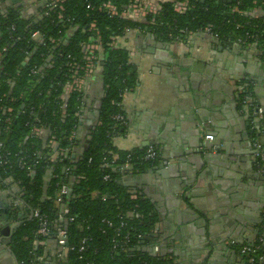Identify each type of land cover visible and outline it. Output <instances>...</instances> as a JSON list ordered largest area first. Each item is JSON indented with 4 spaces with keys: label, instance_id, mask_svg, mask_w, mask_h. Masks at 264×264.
Instances as JSON below:
<instances>
[{
    "label": "trees",
    "instance_id": "16d2710c",
    "mask_svg": "<svg viewBox=\"0 0 264 264\" xmlns=\"http://www.w3.org/2000/svg\"><path fill=\"white\" fill-rule=\"evenodd\" d=\"M130 1L63 0L52 10L43 8L36 20L23 18L16 9H0V142L2 153L8 154L6 164H0V191H12L11 206L5 215L0 213V228L20 223L10 244L17 264H44L50 245L59 249L58 229L67 233L65 264H171L167 256L136 251L141 244L160 245L159 240H144L154 232L159 214L123 178L142 175L158 161H143L146 148L122 151L112 145L111 138L125 129L113 119L124 115L121 96L137 83L128 52L111 47L114 38L139 30L171 43L211 26L219 44L250 43L264 58V0H167L160 3L154 20L148 17L144 23L111 17L102 6L110 2L120 13ZM182 3L184 12H175V5ZM35 32L38 40L32 38ZM89 43L102 50L98 65L103 95L97 124L81 143L71 135L78 132L85 111L83 92L72 91L63 100L61 96L76 68V75H84V48ZM239 98L240 102L253 98L252 88ZM34 128L43 134L33 136ZM125 164L129 168L120 170ZM64 185L68 192L57 203ZM64 209L68 214L60 220ZM33 210L48 220L46 238L36 236L38 222L28 216ZM122 222L125 226L116 237ZM124 235L128 242L114 248ZM83 238L86 250L78 253ZM262 254L260 248L246 254L242 264H260Z\"/></svg>",
    "mask_w": 264,
    "mask_h": 264
},
{
    "label": "crops",
    "instance_id": "0c3cea01",
    "mask_svg": "<svg viewBox=\"0 0 264 264\" xmlns=\"http://www.w3.org/2000/svg\"><path fill=\"white\" fill-rule=\"evenodd\" d=\"M48 1L4 0L0 3V9H16L23 18L36 20ZM144 1L159 7L160 3L167 0ZM129 20L145 22L142 18ZM117 47L128 52L130 62L137 72V83L133 91L125 92L122 97L125 129L111 138L112 145L122 151L144 149L153 145L159 153V163L150 169L152 171L147 170L144 175L132 178L126 176L123 182L134 186L144 198L155 202L160 213L153 233L160 240V251L163 249L164 256L170 258L171 264H224L221 255L225 250H230V239L235 240L238 245L240 241L252 239V232L247 231L246 236L240 232L234 234L224 224L226 220L234 222L237 217L236 212L229 209V205L222 199L223 193L230 192L235 199H241L240 207L243 208L244 203V208H248L243 213L253 215L246 216L252 226L256 225L252 221L257 222V214L264 211V182L256 172L251 138L248 136L243 139V127L232 119L237 132L226 139V145L234 143L236 147L228 145L223 167L213 166L219 188L214 187L212 193L206 196L199 192L206 191L203 190V184L198 182V190L193 191L192 198L189 197L187 202L179 200L177 192H184L181 188L185 180H192V171L186 162V166L182 164L183 167L178 164L182 154L189 152L192 154L191 163L194 164L191 168H198L195 156L202 152L200 145L207 144L204 142L205 134L198 130L203 125L199 119L201 117L202 120H208L211 114H216L215 110L218 111L223 106L220 102L230 98L228 93L231 87L235 90L239 86L237 79L243 84H251V88L256 87L264 103L262 52L253 44L221 45L204 32L193 34L185 41L165 43L150 33L128 30L123 37L117 38L115 48ZM102 58V52L98 51L97 64L82 86L85 111L76 134L81 143L97 124L96 114L103 95L98 65ZM173 63L193 74L188 86L180 81L181 77L176 74ZM213 75L218 77L212 84L218 88L214 92L209 90L212 86L209 79ZM244 79L252 81L245 82ZM224 111L230 115L225 107ZM212 116L215 124H223L217 115ZM258 137L264 146V134L261 133ZM249 143L252 149L248 148ZM219 144L222 146L223 142L220 141ZM244 188L247 191H243ZM2 196L5 197L4 201ZM0 202L5 210L11 206L12 197L8 191H0ZM52 247L50 245L48 255L51 264H65V253ZM152 247L154 246L141 244L138 249L149 250ZM229 259L228 264L240 262L235 252L229 255ZM0 264L16 262L7 250L1 249Z\"/></svg>",
    "mask_w": 264,
    "mask_h": 264
},
{
    "label": "water",
    "instance_id": "95a60500",
    "mask_svg": "<svg viewBox=\"0 0 264 264\" xmlns=\"http://www.w3.org/2000/svg\"><path fill=\"white\" fill-rule=\"evenodd\" d=\"M223 47H221L222 49ZM174 66V70L176 71V74H178L181 78L180 81L188 86V83L191 80V75L193 74H189L188 71L181 69L180 67L176 66V63H173ZM184 65V64H183ZM194 65V64H193ZM178 67V68H177ZM183 67V66H182ZM190 71H193V69H191ZM190 75V76H188ZM187 76L189 81L187 80ZM218 77L216 75L212 76V79H209L211 81V85L213 83H215V80ZM245 82L248 81H252V80H248V79H244ZM237 84L239 85L235 90L232 89L229 90V96L230 98L228 100H224L221 101V105H223L218 111L215 110L216 114H211V117H209L208 120H202V118L200 117V122L201 124H203L202 126L198 127V130H200V133H204L205 135H203L204 139L206 136H211V140H204L205 145H200L202 152L204 153H198L195 158H197V169H195L196 167H192L194 166L193 163H191L192 161L190 160V156L192 155L189 152H185V154L181 156L180 159V163L178 164L179 167L182 166V164H185V162L188 164L187 167H190V170L192 171V180H185L184 185L182 186L181 189H183L184 192H182V190H180V192H177V195L182 193V196L178 195L179 200L183 201V202H187L188 198L191 197L192 198V193L195 190H198V186L197 183L201 182L204 186L203 190L206 192H203L201 190H199V192L201 193V195H208L209 193H212L213 188H219L217 185V181H218V177L215 178L214 176V170H213V166H220L223 167V161L225 160V157L227 156L228 153V145L232 146V147H236V145H234V143H228L226 145V139H228V137H230L231 134L236 133L237 130L235 129L234 123L232 121V119H234L236 122H238L241 127H243V134H241V137H243V139H246V137L248 138V136H251V133L254 131L257 135L263 133L264 134V103L262 102V98L260 97V93H258L256 91V87H252V95L253 97H255L254 101L252 103H248L249 98L245 99L244 102H240V98L239 95L244 93L246 88L250 87L251 84L246 83L243 84L241 82V80L237 79ZM253 84V82H252ZM210 91H218V88L216 85H212L209 88ZM257 96V98H256ZM226 104V105H225ZM224 107L225 109L230 112V115L225 113L224 111ZM252 107V108H251ZM23 110V106H21L20 111L17 113V116L20 115L21 111ZM259 110L262 112V117L260 118L258 116ZM250 111L252 114H250ZM214 112V111H213ZM97 115V114H96ZM200 115V114H199ZM212 115H217V117L219 118V120H221V122L224 124L220 125L221 123H219V125L215 124L214 120H213V116ZM251 117V118H250ZM96 118V117H95ZM207 129V130H205ZM213 129V130H210ZM251 138V137H250ZM91 137H88V140H90ZM218 139V140H217ZM223 142V144H221L222 146H220L219 142L220 141ZM224 144L226 145L224 147ZM149 145V144H147ZM248 148H251V145L249 143ZM218 151L222 152V153H217ZM186 155V156H185ZM221 162V163H220ZM186 166V164H185ZM183 167V166H182ZM148 171H152V170H148ZM256 176L258 174H255ZM261 181L264 182V176L259 175L258 177ZM156 186H159V184H157ZM236 187V185H235ZM243 191H247L245 188L243 189ZM232 193L230 192H224L222 199H224V202H226L229 206V209L231 208L232 210H234L236 212V217L233 221H229L227 222L224 221L226 224V226H228L230 228L231 232H235L234 234L240 232L243 235H247V231L249 232H255V235H257L258 231L260 230V227L264 229V211L260 212L259 214H257L258 216V221L253 224L256 225H251L250 221L248 219H246V216H253L252 214H246L247 212L243 213L244 211H247L248 208H244V206H246L244 203L242 204L243 208H241L240 206V201L241 199H235L232 195ZM2 201H4L5 197L2 196ZM149 200V199H148ZM190 204V202H188ZM155 204V202H154ZM237 204V205H236ZM249 207V206H248ZM263 208V207H262ZM156 209V208H155ZM246 209V210H245ZM158 214L160 213L157 210ZM192 213L194 211H191ZM0 213L2 215L6 214V210L2 207V203L0 202ZM194 214V213H193ZM196 216V215H195ZM20 223H15L11 226H1L0 228V251L1 249L7 250L8 254L10 256H12V259L16 262V259L14 257V255H12V251L9 249V246L11 244V237L14 233V231L17 230V228L19 227ZM233 225V226H232ZM260 226V227H259ZM233 234V235H234ZM262 238H264V236H262ZM144 240L146 242H150L153 243L154 241L158 240V237L152 233L151 235L147 236L146 238H144ZM160 241V240H159ZM167 243H165V248ZM152 245L153 244H149ZM66 246V244H65ZM136 251H142V252H148L151 256H156V255H161L164 256L165 252L163 251V249L161 251H159L158 254H156L153 250V247L150 248L149 250H140V249H136ZM234 252L231 250H225L223 252V254L221 255L223 263L224 264H228L229 259V255L233 254ZM237 255H239L237 253ZM44 259L45 262L44 264H51V259L50 257L47 256V254L44 255ZM229 259V260H228ZM17 264V263H16Z\"/></svg>",
    "mask_w": 264,
    "mask_h": 264
},
{
    "label": "built area",
    "instance_id": "2783aa9c",
    "mask_svg": "<svg viewBox=\"0 0 264 264\" xmlns=\"http://www.w3.org/2000/svg\"><path fill=\"white\" fill-rule=\"evenodd\" d=\"M62 1L63 0H50L45 4V6L43 8H47L48 10H52V9H54V7L57 6L58 3H61ZM102 6L108 12V14L111 17L118 16V17H122V18H126V19L142 18L144 21L148 17H151V21H153L154 17L157 15V12L159 9L158 7H156V5L154 6V5L150 4L149 2H145L144 0H131L130 3L120 13L117 11L115 6L112 5L110 2H106ZM86 8L89 9L90 6L87 5ZM185 8H186V3H182V4L175 5L174 10H175V12L181 14L184 12ZM91 27L93 28V25ZM127 31L128 30H126L125 33ZM204 33L209 35L216 42H218V36L216 34L212 33L211 26H207L204 30ZM32 38L35 40H38L39 34L37 32H35L33 34ZM116 40H117V37L112 40V44H111L112 48H115ZM232 44H239V45H243V46L252 45L250 43L240 42V40H238V42H234ZM98 51H100V52L102 51L99 44L89 43V44L85 45V48H84L85 53H84L83 60L86 62V65L84 68V75L82 77L76 75L77 74V71H76L77 68H76V70L74 71V74H73L72 81L65 85L64 94L61 96V100L64 99V95H66L72 91L82 92V86H83L84 80L91 74V72L95 68L96 61H97L96 53ZM124 95H125V92L122 94L121 97H123ZM258 116L260 118L262 117V112L260 110H259ZM113 119L116 122H118L119 125L125 124V118L123 115L117 114L113 117ZM77 133L78 132L72 133V135H71L72 138L73 137L76 138ZM42 134H43L42 129L34 128L32 130V135L35 137H40ZM205 139L211 140V136H206ZM251 142H252V146H253V150H254V154H255V159H256V165H255L256 172L259 175L264 176V146L260 142V139H259L257 134H255L253 137H251ZM54 145H55V142L51 141L50 146L53 147ZM2 150H3V144L0 142V164H6V159H7L8 154L2 153ZM158 156H159L158 150L155 149L153 145H149L146 147V150H145V153L143 156V161H146V162L155 161L158 159ZM127 168H129V164H125L124 167L121 168L120 170L123 171ZM106 179H107V176L104 177V180H106ZM11 192H9V194H11ZM67 192H68L67 187L65 185L62 186L60 188L56 202L59 203L61 201V199H60L61 196L66 195ZM132 198H135V196H132ZM15 204L21 205V203H19L18 201H16ZM66 214H68V210L64 209L63 212L61 213V215L59 216V219L61 220L62 217L65 216ZM28 216L30 218L36 219L38 222V228L36 231V236L46 238L50 234L47 218L45 216H41L39 214L38 210L31 211L28 214ZM72 220H73L72 218L69 219V221H72ZM106 224L108 225V227H110V228L112 227V224L109 221H107ZM124 226L125 225L122 222V223H120V226L118 228H116V237L119 236L120 230ZM66 240H67L66 231L62 230V229H58L56 231L55 244L61 250V253L64 252L65 254H66L67 249H68L65 246ZM122 240H123L122 243H119L118 241H116L114 248H117L118 246H122V244H126L129 240L128 236L124 235L122 237ZM86 242H87V239L83 238V240L79 246L78 253H83L86 250V248H85ZM43 244H44V242H41V245H43ZM70 250H73V248H71ZM153 250L156 254L159 253V247L158 246H154ZM256 250H257V248H254V247L243 246L241 248V253L246 255L249 253H254ZM252 262H253V258H250L249 263H252Z\"/></svg>",
    "mask_w": 264,
    "mask_h": 264
},
{
    "label": "flooded vegetation",
    "instance_id": "af4514ba",
    "mask_svg": "<svg viewBox=\"0 0 264 264\" xmlns=\"http://www.w3.org/2000/svg\"><path fill=\"white\" fill-rule=\"evenodd\" d=\"M254 99H255V97H253V98H249V101H248V103H252L253 101H254ZM250 137H252V135L250 136ZM157 163H159V156H158V159H157ZM153 167V166H152ZM151 167V168H152ZM151 168H149V169H151ZM148 169V170H149ZM146 173V172H145ZM144 173V174H145ZM143 174V175H144ZM152 202V201H151ZM152 204L154 205V207L156 208V210H157V207H156V205L154 204V202H152ZM257 221H258V219H256ZM263 230V229H262ZM262 230H259L258 231V233H257V235H255V232H253L252 233V239L250 238L248 241H240V242H238V245H237V243H236V241L234 242L233 241V239L231 238L230 239V242H228V247H230V250H232V251H234L236 254L238 253L239 255V259H240V262H238V264H242V258L244 259V255L245 254H243V253H241V248L243 247V246H249V247H254L256 244H258L257 246H256V248H257V250L260 248L261 249V251H262V256L259 258V261H260V264H264V239H261L262 237ZM146 238V237H145ZM232 241V242H231ZM155 246H160V245H155ZM227 247V248H228ZM159 251H160V248H159ZM246 263V262H245Z\"/></svg>",
    "mask_w": 264,
    "mask_h": 264
},
{
    "label": "rangeland",
    "instance_id": "374dc122",
    "mask_svg": "<svg viewBox=\"0 0 264 264\" xmlns=\"http://www.w3.org/2000/svg\"><path fill=\"white\" fill-rule=\"evenodd\" d=\"M256 134V133H255Z\"/></svg>",
    "mask_w": 264,
    "mask_h": 264
}]
</instances>
